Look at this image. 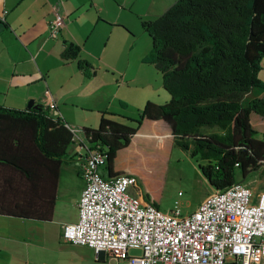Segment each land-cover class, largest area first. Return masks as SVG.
Masks as SVG:
<instances>
[{
	"label": "trees",
	"instance_id": "16d2710c",
	"mask_svg": "<svg viewBox=\"0 0 264 264\" xmlns=\"http://www.w3.org/2000/svg\"><path fill=\"white\" fill-rule=\"evenodd\" d=\"M175 1L142 23L151 41L143 62L160 74L169 101L147 102L133 127L101 118L96 129L79 132L105 153L108 178L124 174L114 170L117 154L143 136L199 158L210 188L223 191L264 167V136L257 139L250 123L252 114L264 118V0ZM78 55L79 48L67 43L61 58ZM143 124L158 126L143 133ZM71 137L41 105L0 107V217L52 219L58 170ZM136 190L158 208L138 185Z\"/></svg>",
	"mask_w": 264,
	"mask_h": 264
},
{
	"label": "crops",
	"instance_id": "0c3cea01",
	"mask_svg": "<svg viewBox=\"0 0 264 264\" xmlns=\"http://www.w3.org/2000/svg\"><path fill=\"white\" fill-rule=\"evenodd\" d=\"M175 2L0 0V107L28 110L29 105L31 108L41 105L46 108L52 99L58 112L56 117L70 128L94 130L101 118L133 127L128 122L138 118L147 102L164 105L170 99L162 88L160 74L143 62L150 43L142 23L155 20ZM138 4L145 10L142 15ZM55 13L64 16L65 26L56 38H49L47 26ZM67 43L79 48L77 59L61 58ZM79 63L88 66L82 69ZM254 122L256 127H261L264 120L256 117ZM157 126L143 124L140 132L144 127L154 130ZM70 149L58 170L49 222L0 217V264H85L91 255L98 262L108 260L104 254L73 246L62 239V227L77 221V203L85 187L79 176L84 154L78 148ZM114 170L120 171L115 167ZM101 174L108 178L103 169ZM72 175H78L79 179L69 198V220L63 222L57 219V207L61 196L66 194L63 190L68 186L67 176L72 179ZM252 192L254 198L259 194L253 187ZM51 224L57 225L52 242L49 240ZM45 252L50 254L47 259Z\"/></svg>",
	"mask_w": 264,
	"mask_h": 264
},
{
	"label": "built area",
	"instance_id": "2783aa9c",
	"mask_svg": "<svg viewBox=\"0 0 264 264\" xmlns=\"http://www.w3.org/2000/svg\"><path fill=\"white\" fill-rule=\"evenodd\" d=\"M64 26V16L55 13L47 26L49 38ZM46 108L57 118L52 99ZM65 127L84 151L79 176L85 182L77 221L62 227L65 242L117 264H264V192L254 198L249 185L236 183L214 191L190 214H182L179 203L162 212L132 194L134 177H103L105 153L88 144L79 129ZM134 250L140 253L131 254Z\"/></svg>",
	"mask_w": 264,
	"mask_h": 264
},
{
	"label": "rangeland",
	"instance_id": "374dc122",
	"mask_svg": "<svg viewBox=\"0 0 264 264\" xmlns=\"http://www.w3.org/2000/svg\"><path fill=\"white\" fill-rule=\"evenodd\" d=\"M142 4H138L137 7H141L138 11L139 14H144L142 11ZM150 6L147 11L149 12ZM157 18V17H156ZM155 19V18H154ZM147 22V21H146ZM149 40L150 48L151 41ZM262 72L259 74V78L264 81V60L262 63ZM263 117L252 114L250 117V123L255 130L258 131L257 136L264 135V123H261V127H256L254 119ZM130 125L132 122H128ZM144 132H150V128L144 127ZM75 130V129H74ZM215 132V130H212ZM205 133L211 132L205 130ZM143 141L133 144L128 149H125L117 154L115 159V168L124 172H133L137 185L141 188L144 194H147L150 199L156 201L158 209L162 212L171 211L176 203H179L180 211L182 214L187 215L192 213L197 205L202 202L206 197L213 194L214 190L210 188L207 181L202 176L198 165L201 164L199 158H190L178 148H171L170 143L159 144L149 138L140 136ZM70 151L79 149L75 144L70 145ZM74 158V157H73ZM76 160V159H75ZM76 162L80 164V161ZM72 164H67L71 166ZM105 170V167L100 168ZM73 174V171H72ZM78 175L69 179L67 176L68 186L63 190L66 192L64 196H61L60 202L57 207L59 215L57 219L64 221L69 220L68 212L70 213L71 198L75 187L78 183ZM243 184L249 185L255 189L257 193L264 191V167H261L258 172L251 174ZM132 193L134 196L138 194L137 190ZM180 194V196H178ZM51 231L49 240L52 242L55 238L57 225H49ZM54 230H53V229ZM54 235V236H53ZM139 251H131V254L138 255ZM50 254L44 253L45 259L49 258ZM85 264H117L114 260L108 259L106 262L95 261L94 255H91V259L85 261Z\"/></svg>",
	"mask_w": 264,
	"mask_h": 264
},
{
	"label": "water",
	"instance_id": "95a60500",
	"mask_svg": "<svg viewBox=\"0 0 264 264\" xmlns=\"http://www.w3.org/2000/svg\"><path fill=\"white\" fill-rule=\"evenodd\" d=\"M28 107H29V109L31 108L30 105H29ZM29 109H28V110H29Z\"/></svg>",
	"mask_w": 264,
	"mask_h": 264
}]
</instances>
